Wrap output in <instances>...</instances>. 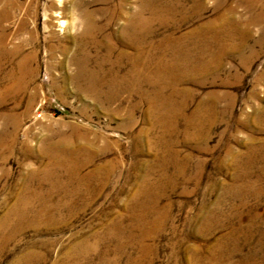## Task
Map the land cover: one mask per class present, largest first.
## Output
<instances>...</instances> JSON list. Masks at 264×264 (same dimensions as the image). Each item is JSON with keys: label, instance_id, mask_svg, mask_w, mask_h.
<instances>
[{"label": "rangeland", "instance_id": "rangeland-1", "mask_svg": "<svg viewBox=\"0 0 264 264\" xmlns=\"http://www.w3.org/2000/svg\"><path fill=\"white\" fill-rule=\"evenodd\" d=\"M0 264H264V0H0Z\"/></svg>", "mask_w": 264, "mask_h": 264}, {"label": "bare ground", "instance_id": "bare-ground-1", "mask_svg": "<svg viewBox=\"0 0 264 264\" xmlns=\"http://www.w3.org/2000/svg\"><path fill=\"white\" fill-rule=\"evenodd\" d=\"M148 3V2H147ZM155 11L152 10V14L154 15ZM143 13V8L141 7L139 10V13L130 20V28L135 32L136 29L141 28L144 23L146 22V20L143 18L142 16ZM155 16V15H154ZM152 18V17H151ZM226 22V21H225ZM223 23V22H222ZM225 24V23H224ZM223 25V24H221ZM222 27V26H221ZM228 27V26H227ZM130 28H127L130 30ZM145 28V27H144ZM143 28V29H144ZM224 28V27H223ZM89 27H87L86 29V34H89ZM126 29V31H127ZM222 29V28H221ZM219 31V30H218ZM226 31V30H224ZM229 32V31H228ZM227 32V33H228ZM234 33V32H233ZM239 33V32H238ZM217 34V33H216ZM224 34V33H223ZM226 34V33H225ZM231 35V34H230ZM213 36V35H212ZM218 36V35H217ZM220 37V36H219ZM232 37V36H231ZM230 37V38H231ZM235 37V36H234ZM229 38V37H228ZM241 38V37H240ZM214 39V38H213ZM206 40V39H205ZM131 44L134 46V56H133V61H132V67L127 70V72L119 77H112V79L110 80L111 82V87L113 86V90L115 88H120L121 90H131V91H135L137 93H142L141 90V86L143 85V83L147 80L146 78H144V71L145 68H143L146 64L144 58L143 57V38L140 35H136L133 36V40L130 41ZM208 43V42H207ZM127 45V44H126ZM220 46V45H219ZM221 47V46H220ZM219 47V48H220ZM228 47V46H227ZM206 48V47H205ZM225 50V49H224ZM159 70V69H158ZM194 70L203 72L205 70V68H195ZM158 72V71H156ZM88 74V73H87ZM159 74V73H157ZM153 78V77H152ZM96 79V78H95ZM146 79V80H145ZM149 79V78H148ZM151 81V80H150ZM149 81V82H150ZM91 82V81H90ZM96 82V81H95ZM148 82V81H147ZM97 83V82H96ZM152 84L154 83V80L151 82ZM92 84V83H91ZM145 84V83H144ZM155 84V83H154ZM170 84V83H169ZM95 85V84H94ZM119 90V89H117ZM115 93V92H114ZM58 155V154H57ZM80 157V156H79ZM77 160V159H76ZM82 164L80 162L77 163V161H75L74 158H69L68 160H62V159H53L52 162V167L50 169V171L48 172V174H51L52 177L54 176V178H67V179H76V176L78 175V179H79V172L82 169ZM63 169V170H62ZM81 179V178H80ZM152 205V204H151ZM155 224V223H154ZM144 236V235H143ZM150 240V239H149Z\"/></svg>", "mask_w": 264, "mask_h": 264}, {"label": "built area", "instance_id": "built-area-1", "mask_svg": "<svg viewBox=\"0 0 264 264\" xmlns=\"http://www.w3.org/2000/svg\"><path fill=\"white\" fill-rule=\"evenodd\" d=\"M35 116H36L37 118H41V113L37 112V113L35 114Z\"/></svg>", "mask_w": 264, "mask_h": 264}]
</instances>
